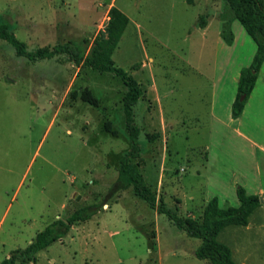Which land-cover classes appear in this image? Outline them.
<instances>
[{"label": "rangeland", "instance_id": "374dc122", "mask_svg": "<svg viewBox=\"0 0 264 264\" xmlns=\"http://www.w3.org/2000/svg\"><path fill=\"white\" fill-rule=\"evenodd\" d=\"M114 6L131 23L113 59L145 91L134 109L142 152L132 162L159 204L199 220L201 203L216 192L213 182L200 192L204 178L197 173L205 176L210 103L214 96L220 105L236 90V71L252 61L256 43L238 20L235 47L223 41L221 18L231 12L222 0L192 6L187 0H0V22L29 51L53 50L105 34ZM204 20L206 37L198 28ZM137 63L140 70L132 71ZM84 93L97 104L83 101ZM126 93L112 73L77 67L66 54L31 62L0 39V263L51 222L107 196L131 149ZM107 122L119 138L106 132ZM201 244L131 188L39 253L35 264H210L195 257Z\"/></svg>", "mask_w": 264, "mask_h": 264}, {"label": "trees", "instance_id": "16d2710c", "mask_svg": "<svg viewBox=\"0 0 264 264\" xmlns=\"http://www.w3.org/2000/svg\"><path fill=\"white\" fill-rule=\"evenodd\" d=\"M228 6L231 16L221 18L223 29L222 39L231 46L234 43V34L231 29L233 21L238 20L246 33L257 45V52L250 67L241 71L238 95L232 105V115L238 118L242 115L247 100L254 90L258 74L264 63V0H222ZM189 5H194V0H187ZM109 21L105 34L97 36L92 43L85 39L80 43L59 45L53 50L40 49L29 51L27 44L20 41L7 22H0V39L15 47L16 55L31 62L53 59L58 55H68L77 67L90 68L99 73H112L118 76L127 93L123 99L125 115V127L128 134L131 149L121 159V166L116 181L111 186L107 196L100 203L80 207L71 214L60 217L39 232L35 239L25 248L13 251L8 258L0 264H35L39 253L47 250L57 242L65 239L75 225L86 223L94 218L103 207L114 199L120 192L133 189L136 197L145 201L151 209L159 214L166 215L170 221L189 237L200 239L202 244L195 251V257L210 264H237L232 257L231 249L218 240L219 234L229 226H247L251 214L262 205V198L258 195H248L244 188L237 190L240 201L238 207L221 208L218 198H213L203 210L201 219L180 217L175 211L169 209L166 204L158 203L157 192L146 182L138 163L132 162L140 157L142 148L140 145L141 131L136 124L134 109L144 96L141 84L123 68L118 67L113 59L114 53L130 24V18L118 7L109 10ZM207 21L199 22L198 28L205 29ZM142 64L137 63L131 67L132 71L140 70ZM245 96L242 100L241 98ZM82 99L93 105L97 100L91 94L84 93ZM105 130L111 137H120L118 130L112 127L110 122L105 125ZM149 247L156 251L154 236H149Z\"/></svg>", "mask_w": 264, "mask_h": 264}, {"label": "crops", "instance_id": "0c3cea01", "mask_svg": "<svg viewBox=\"0 0 264 264\" xmlns=\"http://www.w3.org/2000/svg\"><path fill=\"white\" fill-rule=\"evenodd\" d=\"M233 23L234 21L231 29L234 34ZM208 29L206 27L199 32L206 37ZM235 45L234 34V43L227 46L232 49ZM220 46L223 47L222 44ZM254 57L255 55L252 61L248 60L246 68L251 66ZM241 71L238 68L234 78L236 90L229 93L220 105L213 96L210 103L213 123L208 127V152L205 153L202 168L205 176L200 171L197 173L204 178L200 183L203 186L200 192L210 182L214 183L216 189L212 198L206 199L205 204L201 203L203 210L215 197L218 198L221 208L240 206L237 196L239 188H244L248 195L262 198V205L251 214L247 226H229L222 230L218 240L221 239V243L231 249L235 263L264 264V63L242 115L234 118L232 105L238 95Z\"/></svg>", "mask_w": 264, "mask_h": 264}, {"label": "water", "instance_id": "95a60500", "mask_svg": "<svg viewBox=\"0 0 264 264\" xmlns=\"http://www.w3.org/2000/svg\"><path fill=\"white\" fill-rule=\"evenodd\" d=\"M245 98V96H243L241 99L243 100Z\"/></svg>", "mask_w": 264, "mask_h": 264}]
</instances>
